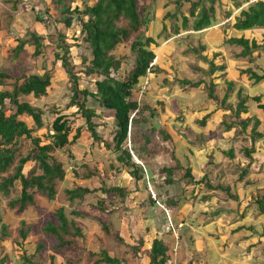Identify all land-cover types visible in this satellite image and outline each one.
<instances>
[{"label":"trees","instance_id":"1","mask_svg":"<svg viewBox=\"0 0 264 264\" xmlns=\"http://www.w3.org/2000/svg\"><path fill=\"white\" fill-rule=\"evenodd\" d=\"M86 0H82V3ZM94 1L93 5H87L84 3V8L75 7L72 9L71 6H67L63 11L64 19L62 20L63 25L66 28H71L75 19L80 25L79 34L82 36L83 42L86 45L87 51L89 52L88 57H83L82 64L88 65L83 74L90 78L93 76L97 77L94 82L96 92H91L89 89H81L80 82L81 78L75 72V67L70 61L69 54L71 45L66 41L65 35H59V44L61 53H55L56 61L61 62L63 69L68 76V82L70 84L71 99L68 104L69 108H76L81 118L84 120V124L87 130L91 134L93 143H102L103 139L98 132V125L95 123L94 119L97 118L96 111L89 106L90 99L94 103L101 106L105 111H112L115 113L114 123L116 127V132L113 138V151L117 154L116 160L119 164L128 167L131 171L133 181H135V186L142 180H146V175L150 177L153 181L155 180V175L150 171H147L148 165L145 166V170L139 164L133 160V153L140 155V150H145V146L137 148L133 145V148L128 149L126 147L127 140L132 139L133 131L136 127L142 129L145 124H148L149 120L156 119L158 117V109L152 107L149 103L140 104V102L134 101L132 99L134 92L145 89L146 84L150 83V76L160 74L169 75L168 70L164 69V60L162 55L157 56L156 52L151 48L153 45L157 46L158 42L155 38L147 36L149 30V24L153 21L150 17L151 9L153 8L151 4L147 7L144 5L141 7V12L138 7L139 0H90ZM154 2L155 0H151ZM235 7H240V3L237 0H230ZM252 0H244L248 3ZM64 3V0H58L56 5L59 6ZM170 3V2H167ZM180 11L179 13L167 11L164 18L171 20H178L180 18L181 23L177 25L174 23L175 35H179L180 31L188 32H202L204 30L213 28L218 25L219 18L221 19L222 5H224L223 0H175L172 1ZM188 4L187 9L189 16H185L182 12V8ZM242 5V4H241ZM169 7V6H168ZM167 8V7H166ZM225 10V9H224ZM231 11H223L222 17L224 21L229 19L231 16ZM37 22H42L43 19L38 14ZM176 20V21H177ZM229 28L236 29L238 31L256 30V32L263 33L264 37V0H256L252 2L247 8L240 11V14L235 17V23L226 24L223 27H218L213 29L207 34V38H220L223 43L228 45H235L240 47L242 50L237 57L247 58L250 64L255 62L253 57L254 52H264V38L261 45L256 41H249L243 37H228L227 30ZM166 28L163 31L166 32ZM136 35L131 43L130 53L134 56L135 63L132 71L126 79L120 80L113 76L121 69V66L125 59L118 58L114 53L115 50L127 41H130L132 36ZM205 36V34H204ZM198 45L193 46L188 52L193 51V53L205 62H208L207 72L212 74L209 77V83L206 84V78L198 82L191 81L187 78L177 79L175 83L178 84L179 90L190 94V90L193 88L208 86V91L206 90V98L209 102V106L215 105L217 109H224L230 111L227 119L223 121L222 126L227 130L233 128L237 129L236 136H242L245 142L250 141L251 147L244 146L242 154L249 160V164L246 166L236 165L235 172L237 175L236 182H241L246 178H249V173L252 171L253 157L252 154L255 152V146L264 141V132L260 131V125L262 122L254 113L255 110L251 106L252 104H257V109L264 113V103L263 95L250 97L244 93V90L240 88L236 93V83L234 81L224 80V87L222 88V93H216V86L214 80L223 79L226 75L221 74L216 77L219 71H225L226 66L215 64L216 55L210 60L208 57L202 55L203 52H207V45L203 36H199ZM44 37L36 32L29 33L27 40L19 39L18 45L13 49V53L16 56L25 50L26 45L34 46L33 56L38 58L43 55L45 48ZM202 52V53H201ZM157 57V58H156ZM161 57V59H160ZM157 59V60H156ZM258 68V69H257ZM256 69L249 67L242 70L241 74H246L251 80L256 83L264 81V68L257 67ZM259 72H258V71ZM155 76V77H156ZM164 83L167 85L169 83V77L164 78ZM147 84V86H148ZM52 85L51 72L47 71L43 75H22L17 77L15 72L8 73L0 71V174L4 175L10 172L12 169L13 174L3 176L0 182V192L4 194H9V189L19 181L20 183V196L10 202L11 208L16 210V213L22 217L19 221L21 226L18 230L20 235V242L18 246L22 249V254L24 258L28 261L32 260L28 251V247L31 246V239L29 238L30 233H35L36 230L31 224L29 218L30 212L37 208L40 200L45 197L50 202H55L58 193V184L66 179L67 171L65 169L64 163L58 162L53 156L56 152L63 150L67 147L73 146L74 143L80 138L81 129L76 127V134L71 137L74 127L69 121V119L63 114H58L55 120L47 127V138L50 140L48 144L42 145V140L34 136L35 132L46 127L44 123V112L34 107L32 104L22 101V98L34 97L35 99H40L47 96L48 89ZM145 86V87H144ZM6 88V89H5ZM177 88H173L171 93H174ZM181 95V94H180ZM182 96V95H181ZM188 98V97H187ZM176 99V98H175ZM178 99V98H177ZM7 103L11 106V114L7 115ZM175 103L180 106V113L183 114L180 120L184 123V117L186 112L190 113L194 109H188L183 105V103L175 101ZM161 107L165 109V102H159ZM168 109V108H167ZM201 108L200 112L203 113ZM166 110V109H165ZM149 112V116L146 117ZM177 115V114H176ZM212 115V113L206 114L201 120H197L201 126H204L207 119ZM190 116V115H189ZM22 117L31 118L34 123V128L30 127L29 124L22 119ZM189 129V127L185 128ZM150 131L143 135L144 144L149 146L152 143V134L163 136L164 139L170 141L171 138L165 130L159 131L157 127H152ZM190 130V129H189ZM250 130V131H249ZM192 130H190L191 132ZM130 139V140H131ZM30 140L32 148L27 153L26 156L17 159L21 151L20 141ZM134 141V138H133ZM106 147L110 145L105 143ZM233 152L230 150L229 152ZM174 152V151H173ZM190 152V151H189ZM231 152L230 155H233ZM148 154V153H147ZM91 155L89 154L88 157ZM189 155H185L182 158L187 159ZM182 158H177L173 154L172 159L174 163L162 168V173L164 174V182L167 185L178 186V182L181 181L178 172H183L184 185H192V189L195 190L201 184H204L205 189L203 192H213V191H227L230 198L235 200L237 196L230 194L231 188L224 187L220 184L213 185L210 181H205V178L199 179L192 171L191 167H185ZM88 158L86 157L85 160ZM212 155L210 157L209 164H212ZM29 162H34V166L29 170L28 174L23 173L25 165ZM83 172L74 171L76 176L75 180L84 181L91 180L99 176L97 168L91 166L87 162L83 163ZM114 168L117 167L113 164ZM40 172V173H39ZM156 181V180H155ZM250 180H248L247 185H250ZM255 184H259L256 188V195H253L252 202L257 206L258 213L260 216L264 215V178ZM156 189L162 190L163 185L156 181ZM186 189V188H185ZM152 190V189H151ZM149 188V207L157 208V200L153 199L150 194L152 191ZM187 190V189H186ZM137 191H142L136 186V190L128 188H123L120 186H107L106 183L102 182L101 186L98 188L91 189L89 187L81 186L78 184H72L70 188H66L63 194H60L58 200H62V205H56L53 210V216L55 221H48L43 226H41L42 231L45 235L51 236L53 247V253L50 255L51 264H59L57 252L64 249H74L81 248L83 253L92 259L95 257L96 253L92 248H98L97 245L88 247L86 241V234L83 232L82 227L77 226L74 219L71 216H80V212H86V208L75 209L66 212V209L76 202V206H86L85 202L88 198L98 197V202L94 204V207L103 213H107L111 220L108 223L101 222L103 233L114 239L118 246H127L123 236V230L118 229L115 226V217L117 213V208H124L129 202L130 195ZM151 192V193H149ZM196 192L197 189H196ZM200 193V192H199ZM203 198L205 202L207 200L212 201L209 194ZM100 195V197L98 196ZM214 194V193H213ZM159 192L157 193L158 199ZM204 195V196H205ZM212 195V194H211ZM153 196V195H152ZM109 200L110 204L106 205L105 200ZM202 200V199H201ZM89 204V203H88ZM93 204V203H92ZM164 208L170 213H178L177 218L174 220V224L171 223V227L164 228L161 227L157 230L152 226H145L140 224L136 226L137 233H132L133 240H138L131 250L134 252V256L146 252L150 263L149 264H169L171 261L170 252L173 250L175 240L180 239L184 236L187 227V215L182 212V204H178V200L171 197L167 199V202L163 204ZM213 206V205H212ZM125 210V208H124ZM166 211V212H168ZM79 212V213H78ZM70 215V216H69ZM148 217L147 210L144 214ZM179 216V218H178ZM244 217V216H243ZM127 219V218H124ZM117 220V219H116ZM120 221V220H119ZM10 223H13L12 221ZM191 223V222H190ZM14 224V223H13ZM192 224V223H191ZM193 225V224H192ZM70 226L74 230L70 231ZM162 228V229H161ZM185 228L183 235L180 234V230ZM242 229V227H238ZM163 234L159 233L162 232ZM122 232V233H121ZM171 234L173 237L171 238ZM177 234V236H175ZM262 234L264 237V228H262ZM262 234L260 236H262ZM10 235L9 224L3 222L0 218V241L7 239ZM189 235V234H187ZM145 236V237H144ZM176 238H175V237ZM255 236V235H254ZM136 237V238H135ZM148 237V239H145ZM10 237H8L9 239ZM30 239V241H29ZM193 243V235H189L188 240ZM18 240V239H17ZM16 240V241H17ZM79 240L81 242H79ZM35 242V241H34ZM45 247V243L40 245L39 250L34 253L41 252ZM264 253V248H263ZM137 254V255H135ZM100 259L94 264L100 262H105L107 264H124L117 258H112L108 255L106 250H102L99 253ZM77 261V260H75ZM75 261H68L70 264ZM67 263V264H69Z\"/></svg>","mask_w":264,"mask_h":264},{"label":"rangeland","instance_id":"2","mask_svg":"<svg viewBox=\"0 0 264 264\" xmlns=\"http://www.w3.org/2000/svg\"><path fill=\"white\" fill-rule=\"evenodd\" d=\"M57 1L58 0H0V71L8 73L15 72L17 77L32 74L43 75L47 71L51 72L52 85L48 89L47 96L40 99H35L32 96L21 99L22 101H26L32 104L34 107L41 109L45 114L43 118L46 127L36 131L34 136L42 140V145L48 144L50 140L47 138V127H49V125L55 120L58 114H63L64 116H66L69 119L72 128L74 127L71 137L76 134V127H80L81 129L80 138L76 143L73 144V146L60 150L53 155L58 162L64 163L65 169L67 171L66 179L57 185L59 195H57L55 202H50L47 198L43 197L40 200L37 208L29 213V218L31 220L30 222L32 223L31 225L34 226V230H36L35 233L29 234V238L32 240V245L28 247V251L29 253H32L30 254L32 260L28 261L27 258L23 257V251L18 246L19 244L16 243L20 242L21 239L18 230L21 226L19 221L22 217H20L16 213V210L14 208H11L10 202L16 200L20 196L19 181H17L15 186L9 189V194L0 192V218L3 219L4 223L9 224L10 231V235L7 236V239H3L2 241H0V264H51L50 255L53 253V247L51 246L52 239L51 236H47L44 234L41 226H43L48 221H55L53 210L56 205H62L61 201L65 199L61 198V201H59L58 197L60 196V194L64 195V189L70 188L72 184L76 183L78 185L94 189L101 186L102 182L106 183L107 186H120L123 188H128L130 190L132 189L133 192L136 190V186L142 190L130 195L129 202L127 203V206L124 207L125 210L121 207L117 208L116 217L114 219L115 226L117 228L119 226L118 229L123 230V233H121L125 237L124 239L128 244L127 246L130 245L131 247H133L132 245H135L134 243L138 242L137 238L135 237L136 240H133V237L131 235L132 233H137V230L135 229L136 219L139 218L140 222H143L144 219L150 220L151 223H153L152 227L156 230L160 228V226L169 228L172 225L171 223L174 224V220L177 218V216H173V214L178 215V213H170L168 210L163 208V204L167 202V199H170L171 197L177 199L178 204L181 203L183 206L182 212L184 215H187L186 224L190 228L187 227V229L189 230H187L186 232H184L185 228H182L180 230V234L183 235L184 232V236L182 238L180 236V239L175 240L173 250H171L170 252V258L173 264H188V252L184 251L185 247L188 245V251L195 249L196 252L194 253L198 256H202L204 255V253H206V249H208L207 247L209 245L208 242H205V239L209 238L208 235H215L217 233L216 228H214L213 221L216 219L218 214H214V210H212L213 206L211 203L213 201H217V203H219L221 201V194L214 193L212 195H209V197L212 198V201L207 200L205 202H201L204 201L203 198L207 196L203 192V189H205L204 184H201V186L196 188L198 192H196V189H192V185H189L190 188H188V186L184 185V182L187 181L182 180L183 172L181 171L178 172V177L181 178V181L178 182V186L165 184L163 179L164 174L161 171L162 168L174 163V160L172 159L173 154H175L177 158H181V155L179 154V156L176 152H173L169 143L164 142L167 140L164 139L163 141L162 136L158 135V131L156 134L151 135L152 143L149 146L144 144L143 135L149 132V129L152 127H158V130L161 131L163 129V126L167 127L169 125L176 127L177 129H175V132L180 135L181 131L185 129L184 126H188L190 123L192 126L200 125L193 121L194 118L198 117L199 115H192L186 112L183 123V121L180 120V117L183 115L180 113L181 107L172 101V98H170L172 96L171 93L168 92V94L166 93L165 95H162L160 98H158L162 99L161 101H164L166 103V110L161 107L159 109V113L161 114L169 112V116L167 115L165 117L166 120H170L169 124H163L161 115L159 114V118L152 120L150 119L148 124H145L144 127L141 126L142 129L136 127L133 131L132 139L130 137L131 140H127L126 147L131 150V148H133L132 143L136 145L138 149L139 147L145 146V150L139 149L140 155L134 154V152L132 151L133 160L141 167H143L144 170L145 166L149 163V167L146 166L147 171L149 173L150 171L154 173L155 180L159 184L163 185V189H156V181L150 179L148 175H146L145 181L142 180L135 186L136 183L132 180L133 177L130 173L131 170L128 167L123 166L117 162V154L113 151V138L116 132L114 123L115 113L112 111L103 110L101 106L94 103V101L90 99L89 106L93 108L97 113V118L94 119V121L98 125V132L103 139L102 143H93L91 134L87 130L84 124V120L81 118V114H76V108L68 107L71 99L70 84L68 82L69 79L61 65V62L56 61L55 59V53H61L59 35H65L67 43L72 46L69 54L70 61L75 67V72L79 77H82L80 88H87L91 92H96L94 82L97 80V77L93 76L88 78L85 76V74H83L84 69L88 66L82 64L83 57H88L90 54L87 51L82 36L79 34L80 25L78 24L76 19L71 28H66L62 23V20L64 19L63 11L68 5L71 6L72 9H74L75 7L84 8V3H87V5H93L95 2L86 0L82 3V0H64L63 4L57 6ZM165 1L167 3V0H155L154 2H152L151 0H139L138 3L140 12L141 7H143L144 5L147 7L149 4H151L153 7L151 11H149L150 17L153 19V21L149 24L147 36L155 38L158 42V45H153L151 48L156 52L157 56L161 55L163 52L170 53L169 55L173 54L172 56L168 55L169 58H171V61L170 59H166V63L162 65L164 69L168 70L169 75L166 76L165 74H160L159 76H155L169 77L170 82L167 86L169 88L178 86V84L175 83L174 80L177 78H187L191 81L198 82L205 77L206 84H208L209 77L212 76L209 71L207 72L209 63L203 61L201 57L199 58V55L196 56L193 51L188 52L187 50L188 47L189 49H191L193 48V46L195 47L198 45V40L200 38L198 36L199 34H194L192 32L186 33L182 30L180 31L179 35H175L173 25L174 23L180 25V18L178 20L176 19L177 21H174L171 19H166L164 18V16L167 11H175V13H179L180 11H177L178 8L174 4H172L171 0H168L170 3L167 4L165 3ZM188 7L189 5L185 4V6L181 9L185 16H189V13L187 11ZM38 14L43 19L42 22H37L36 17ZM163 28L167 29L166 32L163 31ZM31 32H36L45 38L43 42V44L45 45L43 55L38 58L34 57L32 54L34 51V46L26 45L25 50L20 54V56L15 57L13 49H15V47L18 45V40H27L29 37V33ZM135 37L136 35H133L130 41H127L124 44L120 45L114 52L118 58L125 59L119 72L113 74V76L117 77L120 80L126 79L129 75V72L134 68L135 59L134 56L130 53V47ZM208 54V52L202 53L203 56H207ZM227 56L230 57L231 54L227 53ZM233 56L232 59L239 58H235ZM219 61L220 63H223V59H216L215 63H218ZM241 71H238L239 74ZM231 72L232 71H229L230 75L233 76L234 73ZM155 76L151 75L150 77ZM239 76L246 77V75L241 74ZM236 78L237 77H235V79ZM221 86L224 85L222 84ZM149 88L150 86L148 85L145 87L142 93L141 90L134 92L132 99L134 101L140 102V104L143 105V103L146 102L145 97H147V93L145 95V92L149 91ZM197 89H199V87H197ZM0 90H3V88H0ZM193 90H195V88L191 89L190 94L193 93ZM206 90L208 91V86H205V88L201 87L196 95L197 97H185V99H188L185 107H187L188 109L194 108L195 112H193V114L199 112V109L201 108L200 105H202V96L203 98H206ZM222 90V87L216 86V93L220 94L222 93ZM186 95L189 94L184 93V96ZM149 101L150 104H153L151 100ZM154 104H156L155 101ZM6 114H11V106H9L8 103ZM146 115V117H148L149 112ZM22 119L25 120L30 127L34 128V123L31 118L22 117ZM230 120L228 121L230 122ZM189 129H186V132L188 134L186 133L187 135L185 134V136L188 137L190 135L191 137H194L195 134L191 133ZM164 130L166 133L168 132L167 129ZM169 130L171 131L170 127ZM176 133H174V135L177 137ZM20 142L21 151L17 159L26 156L32 148L30 140H22ZM248 142H245V145H248ZM105 143L110 145V147H106ZM89 154L91 155L90 157H88ZM241 155L243 156V154ZM258 155L260 156L259 162L261 163V160L263 159L262 157H264V146L260 147ZM86 157L88 158L87 160H85ZM183 160L184 166L190 167V164L186 162L185 165L186 160ZM85 162H87L91 166H95L97 168L96 171L99 172V176L91 180L77 181L75 180L76 176L73 172H83L82 165ZM113 164L117 167V169L112 166ZM34 165V162L27 163L23 169V173L27 175L29 170ZM220 167L221 164H218L214 169L206 167L207 178L209 179L208 181L214 179L217 174L224 176L223 172H221V170L219 171ZM195 171L197 174H204L200 171L199 168H196ZM231 173L232 175H235V169ZM10 174H13L12 169L7 174H0V182L3 176L5 177ZM234 179L235 178H231L230 183L234 182ZM205 181L207 180L205 179ZM149 188L150 190L152 189V194H150L151 197H154L153 199L157 200V208L155 209H153L152 207L148 208L150 206L148 199L149 195L147 192L149 191ZM185 188H187V190ZM158 192L160 194L159 197H161L159 199L157 196ZM98 196L100 197L99 194ZM213 198H216V200H213ZM98 200V197L94 196L93 198H88V200L85 201L87 203L86 206H76V204L78 203L73 202L72 204H69L68 206L70 207L66 209V212L69 213V211H71L72 209L78 211L79 209L86 208L85 213L80 212V216H71V218L75 220L77 226L82 227L83 232H85L86 236L88 235V238H91V236L95 234L105 235L103 233L100 221L105 223H108L110 221V218L108 217L109 215L107 213H103L94 207V204L98 202ZM108 201L109 200L107 199L104 203L106 205L110 204V202ZM231 201L232 200L227 199V202L225 203L226 205L222 202V205H225L224 208H222V210H224L223 212H227L229 214L233 212V210L229 208V205H231ZM214 207L216 206L214 205ZM146 210L148 217H145L144 215L146 213ZM256 213L257 211L252 212L251 218L253 220L254 218L258 217V214ZM214 217L215 219L211 221V219ZM124 218L133 220H128L129 222L127 224V219ZM11 221L14 224L10 223ZM190 222L193 223V225ZM70 231H74L71 226ZM159 233L163 234V231ZM187 234L194 235V244L190 239L188 240L189 235ZM175 236H177V234H175ZM219 236L220 240L215 242V245L218 247V249H220L219 251H224L225 249L227 255L232 254L228 256V258L232 261L234 260L241 262L239 264H260L259 261H264V253L262 251L264 248V241L262 243L260 242V240L258 241L260 242V244L257 243L255 245L257 249H255V246L252 248V251L244 249L243 254L246 252V254H244L246 255V258H243L236 257L234 255L235 253L239 252L236 251L238 245L237 241L243 238L242 234L238 235L235 233H221L219 234ZM8 237L10 238L8 239ZM172 237L173 234H171V238ZM145 239H148V237H146ZM210 240L214 241L212 238H210ZM79 242L81 241L79 240ZM250 242L251 240H243L242 244L244 248L247 246V244H250ZM42 243H45L44 249L41 252L36 253ZM130 246L119 247L122 248L123 251L127 253V255L131 254L134 256V252L133 250H131L132 248H130ZM234 250L235 252H233ZM34 251L36 252L34 253ZM78 253L79 252L74 249H64L60 252H57L56 254L59 255V257L62 259H66L67 257L65 256H69L71 257L69 259H72V257L75 258ZM190 253L192 254V252ZM171 262H169V264H171ZM203 262L204 261L202 260L200 264H203Z\"/></svg>","mask_w":264,"mask_h":264},{"label":"crops","instance_id":"3","mask_svg":"<svg viewBox=\"0 0 264 264\" xmlns=\"http://www.w3.org/2000/svg\"><path fill=\"white\" fill-rule=\"evenodd\" d=\"M171 1H174V0H171ZM223 1H224V5H222L223 8L221 11V19L219 18L218 25L214 26L213 28L204 30L202 32H192V33L199 34L198 36H203V38L206 40V45H207L206 51L209 54L205 57H208V59L211 60L216 55L215 61L216 59L218 60L223 59V63L222 62L220 63V61L218 63H215L216 65H218V67H220L221 65L226 66V70L224 72L222 70L219 71L216 77L221 74H225L226 76L223 79L214 80L215 83L219 84L218 85L219 87H222V88L224 87V86H221L222 84L224 85V80L234 81L236 83V91L234 93H236L240 88H242L244 90V93L249 95L250 97L263 95V103H264V81L260 83H256L254 80H251L250 77L246 74L240 73L241 75H246V77L244 76L240 77L239 76L240 74L238 72L239 70L240 71L245 70L249 67H252L254 69H256L257 67L264 68V52H254L253 57L255 58V62L250 64L247 58H244V57L237 58V55L240 54L242 50L240 47H237L235 45L225 44L220 38H207V34L211 32L213 29H216L218 27H223L228 23L233 25L235 23V17L240 14V11L247 8L252 2L256 0H252L248 3L244 2V0H237L238 2H241L240 7L238 8L233 6L230 0H223ZM167 2L169 1L167 0ZM224 9L227 11H231V14H232L230 18L225 21H224V18L222 17L223 11H225ZM227 34L229 35L228 36L229 38L230 37H236V38L243 37L249 41L254 40L259 45L262 44L263 38H264L263 33L256 32V30L238 31L236 29L229 28L227 30ZM224 50H225V53H224ZM227 53L231 54V56L228 57ZM169 54L170 53H166V52H163L161 54L164 60V63H166V59L167 60L170 59L171 61V58H169V56H172L173 54L172 55H169ZM232 56L237 59H232ZM229 71H232L231 73H234V75L233 76L230 75ZM235 77L237 78L235 79ZM164 78L165 77H150V83H149L150 88L148 89L149 91L145 92V95L147 93L146 95L147 97H145L146 103L150 104L149 100H151L153 104H150V105L158 109L157 118H159V114H160L159 109L161 108V104H159V102H164V101H161L162 99H158V98H160L162 95H165L166 93L168 94V92L173 90V88L167 87L168 84L165 85ZM169 82H170V79H169ZM201 87L205 88V86H201ZM174 88H177L178 90H175L174 93L170 92L172 95L170 98H172L173 102L178 101V102L183 103L184 106H186L185 104L186 102H188V99H185V97L191 98L193 96H196L200 90V88L199 89L196 88L195 90H193L192 94L188 93L189 95L184 96V92L179 90L178 86H174ZM190 93H191V90H190ZM154 101L156 104H154ZM251 106L255 110L254 113L257 115V117L262 122L259 130L264 132V113L257 109L256 103L252 104ZM200 107L204 108L203 113L200 112L201 108L199 109L200 113L197 112L193 114L195 110L191 113L192 115H199L198 117L194 118L193 121L195 123H197V120H201L208 113H212V115L207 119V122L204 126L199 125V123H198L199 126H192L191 123L188 126H184V128L189 127L190 130H192L191 133L195 134L194 137H191L190 135L188 137L185 136V134L187 133L185 129H183V131H181V134L179 135L178 133L175 132V129L177 128L169 125L167 127L163 126V130L164 129L168 130L167 135L170 136L171 140L164 141L163 136H162V140L164 142H168L172 150L176 152L177 155L180 154L181 158L185 155H189L185 161V165H186V162H188L190 164V167L192 168L193 173L199 179L205 178L209 180L207 178L206 167H210L211 169L212 168L214 169L215 167H217L218 164H221L219 171L221 170L224 176L217 174V176L214 177V179H212L210 182L213 185L220 184L224 187H230L231 188L230 194L237 196L236 197L237 200H235L234 198L229 199L230 197L228 196L227 191L219 190V191H213L209 193L204 192L209 195L213 193L221 194V201L219 203H217V201H213L211 203L213 205L212 210H214V214H218L216 219L215 217L211 219V221L215 219L213 222H214V228H216L217 233L215 235L214 234L208 235L209 238L205 239V242H208L209 245L204 255L201 254L202 256H198L197 254L194 253L196 252L195 249L188 251V248H187L188 245L185 247L184 251L188 252V258H189L188 264H200L202 260L204 261L203 264H211V263L212 264H219V263L239 264L241 262L234 261V260L232 261L231 259L228 258V256L232 254L227 255V253L225 252V249L224 251H219L220 249H218V247L215 245V242L220 240L221 235L219 236V234L221 233H225V234L235 233L238 235L242 234L243 238L237 241L238 245H237L236 251H239V252L235 253L234 255L236 257L246 258V255H244L246 254V252L243 254L244 249L252 251V248L257 243L260 244V242L262 243L264 241L263 239L264 237L262 234V228H264V215L263 216L259 215L256 204L252 202L253 195L255 196L257 193L256 188L261 187L259 186V184H255V181L257 183L262 178H264V157H262L263 159L261 160V163H260L259 162L260 156L258 155L260 147L264 146V141L259 142L255 146V152L252 154V157H253V162L251 163L252 171L249 173V178H246L241 182H236L237 184H235L237 175H232L231 172H233L234 170L233 168H236V165L238 164H240L242 167L249 164V160L244 155L242 156L241 154H242L244 146L251 147L252 144L249 141L248 145H245V141L243 137L240 135L236 136L235 133H237V129L233 128L231 130L226 131L223 128L222 123L224 120H226V117L230 114V111H227L224 109H217L215 105L209 106L208 100L206 98H203V96H202V105H200ZM160 115H161L162 123L169 124L170 120L165 119L167 115L169 116V112L161 113ZM169 127L171 128V131L169 130ZM174 133H176L177 137L174 135ZM230 150H233V152L231 151L233 155H230L231 154V152H229ZM211 155L213 158L212 164H209L207 166V163H209L210 161ZM196 168H199L200 171L203 172L204 174L203 175L197 174L195 171ZM231 178H235L234 182L232 183H230ZM248 180H250V183L252 184L247 185ZM188 188L190 187L188 186ZM227 199L232 200L231 205H229V208L233 210L231 214L227 212H223L224 210H222V208H224V206L226 205L225 203L227 202ZM213 200H216V198H213ZM222 202L225 205H222ZM214 205L216 207H214ZM255 211H257L256 214H258V217L254 218L253 220L251 218V215H252V212H255ZM128 220L131 221L133 219H127V222H126L127 224L129 222ZM135 223H136V226L140 224H143L145 226L153 225V223H151V221L148 219H144L143 222L142 221L140 222L138 218L136 219ZM238 227H242V229L237 230ZM261 234L262 236H260ZM210 238H212L214 241H211ZM243 240L244 241L251 240V242L250 244H247V246L244 248L242 244ZM259 240L260 242H258ZM86 241H87V244H89L88 245L89 248L91 246L97 245L98 247L97 249L96 248L91 249V250L94 249V252L96 253L95 257L91 259L86 253L82 252L81 248H77V252L79 253L77 256H75V258L72 257V259H69L71 258L69 256H65L68 259L67 258L62 259L59 257V255L56 254L59 259V264H67L69 263L68 261H75V260L77 261L71 264H94L97 260L100 259L99 253L102 250H106L108 252V255L112 258H117L121 261H125L123 262L124 264H149L150 263V259L146 252H142L141 254L137 255V257L131 254L127 255V253H125V251H123V249L120 248L118 244L114 241V239H112L111 237L100 235V234H95L91 236V238L90 237L88 238V235H87ZM194 243H195V238L193 235V244ZM255 249H257L256 246H255ZM190 252H192V254ZM233 252H235V250ZM259 263L264 264V261H261V262L259 261ZM98 264H107V263L100 262ZM171 264L173 263L171 262Z\"/></svg>","mask_w":264,"mask_h":264},{"label":"built area","instance_id":"4","mask_svg":"<svg viewBox=\"0 0 264 264\" xmlns=\"http://www.w3.org/2000/svg\"><path fill=\"white\" fill-rule=\"evenodd\" d=\"M148 84V83H147ZM147 84H146V86H147ZM149 85V84H148Z\"/></svg>","mask_w":264,"mask_h":264}]
</instances>
